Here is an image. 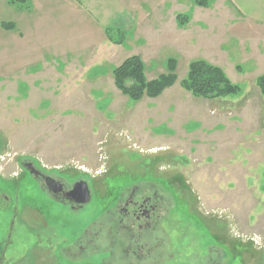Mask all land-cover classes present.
Wrapping results in <instances>:
<instances>
[{
  "label": "rangeland",
  "instance_id": "rangeland-1",
  "mask_svg": "<svg viewBox=\"0 0 264 264\" xmlns=\"http://www.w3.org/2000/svg\"><path fill=\"white\" fill-rule=\"evenodd\" d=\"M209 1L210 7L198 6L194 0H111L103 5L85 0L95 18H108L103 23L121 41L118 44L131 42V33L134 42L136 34L144 35L149 15L178 22L180 36L172 35L170 40L176 42L183 35L190 39L198 30V38L216 42L214 56L205 60L222 67L241 89L227 97L192 102L178 99L181 90L172 89L164 102L156 99L181 85L190 62L198 58L161 51L155 43L150 49L141 47L144 52L148 48L144 59L139 55L147 80L168 74L170 59L177 63L175 83L160 95L133 100L116 83L99 85L105 93H87L98 84H85L76 93L57 92V99L51 100L46 86L55 88L56 77L47 74L45 86L34 85L39 74L20 68L37 58L39 51L19 52L17 43L0 47V264H53L55 247L68 236L69 223H75L64 219L60 229L50 227L54 216L64 215V210L47 197L44 211L37 204L41 192L23 169L22 162L27 161L48 174H63L69 183L86 179L101 197L119 177L163 196L162 216L148 239L151 254L136 260L121 250V241V246L109 245L107 206L93 219L97 223L89 226L92 231L101 224L104 235L98 241L100 248L89 246L84 264H129L130 259L156 264L155 257L160 261L168 254L169 264H264V96L257 84L264 75V0ZM180 13L188 15L185 23L179 22ZM60 26L59 21L53 23L55 36L40 30L53 52L55 47L73 45ZM159 28L153 37L162 35ZM55 59L57 64L64 61L58 55ZM38 63L45 66L44 61ZM109 67H102L103 71ZM102 204L95 197L89 209ZM208 235L212 239L206 241Z\"/></svg>",
  "mask_w": 264,
  "mask_h": 264
},
{
  "label": "crops",
  "instance_id": "crops-1",
  "mask_svg": "<svg viewBox=\"0 0 264 264\" xmlns=\"http://www.w3.org/2000/svg\"><path fill=\"white\" fill-rule=\"evenodd\" d=\"M109 1L111 0H99L98 4L101 3V5H103V2L107 3ZM86 4L85 0H23L22 2L19 0H0V27L2 28L0 30V47L4 48L6 45L10 47L17 43V50L19 52L26 51L27 53H32L33 51H39L37 58L28 62L26 61L20 68L23 70L28 68L33 71L32 73L39 74L33 81L34 85L36 83H41L45 86L47 83L45 82L46 76L56 77L55 88L51 87L53 86L52 84L46 86L48 87L47 93L50 94L49 97L47 94L45 95L48 97L47 99H57L56 94L60 91L65 93H76L75 91L85 84H98L97 89L88 88L87 93H92L94 91L105 93V88L102 89L99 85L103 86L108 84L109 87H113L115 83L113 68L131 55H140L144 59V54H148L146 53L148 52V48L150 49L155 43V45L162 46L161 51L177 52L179 54L185 52V55H196V57L191 56L190 58L192 59L203 58L210 60L214 56L213 53L215 52H213V50L216 48V42L212 43L210 40L198 38V30H195L196 32L190 36V39H187L186 35H183L178 38L176 42L174 39L170 40V38H172L170 36L172 35L180 36V32H177V29L180 28L179 24H177L178 22H175L176 24L171 22L170 18H166L165 15H163V19H155L149 15V19H147V23H145L143 28L144 35H137L135 32V42L133 41L135 39L134 35L131 33L130 39L132 41L129 40L131 42L124 41L119 44L113 43L107 36V28H109V26L103 23L108 18H95V12L91 8H88ZM208 6L210 7L211 5ZM192 20L196 21L195 19ZM58 21L61 25L60 28L67 30L71 35L66 36L71 37L73 45L71 47H55L54 49L56 51L53 52L52 47L45 45L48 43L45 41V37L40 35V30H43L45 36H55L57 34L53 31L52 26L53 23H57ZM3 22H12L15 27L12 29H5L2 26ZM138 26L141 25L138 24ZM157 26L158 28L160 27L159 31H161L162 35L158 33L159 35L156 36L159 37H153L154 35L151 34L157 29ZM76 31L78 32L77 35L75 33ZM38 36L41 39L37 38ZM262 37L264 44V27ZM141 39L144 44L141 42ZM21 44H23V47H21ZM27 44H29V46H27ZM143 45L148 47L145 50L146 52L141 50ZM9 47L3 51V54L9 52ZM59 49L64 50L60 51ZM60 53H63V55H60ZM57 55L64 60L58 63L59 65L56 63L57 61L55 59ZM95 57H98L100 60H94ZM43 61L45 66L38 63ZM107 62L110 63L108 64L110 65L108 72L103 71L102 68L108 66ZM21 81H24L22 83H27L25 78H21ZM36 88L39 89L38 87ZM89 89H92V91ZM172 89L181 90V94L177 95L178 99L184 98L192 102L205 101L203 98L185 91L180 84L169 90L167 89L162 96L156 99L161 98V101L164 102L165 99L169 98L168 95H170ZM54 91H56V93ZM39 92L41 93L42 91L40 90ZM42 97L43 95H41V98Z\"/></svg>",
  "mask_w": 264,
  "mask_h": 264
},
{
  "label": "flooded vegetation",
  "instance_id": "flooded-vegetation-1",
  "mask_svg": "<svg viewBox=\"0 0 264 264\" xmlns=\"http://www.w3.org/2000/svg\"><path fill=\"white\" fill-rule=\"evenodd\" d=\"M22 166L27 173L26 175L34 178L41 192L37 198V204H39L42 210L44 211L45 197L52 204L58 205L64 210V215L54 216L55 224L50 223V227L56 230L60 229L59 224L64 219H66V222L69 220H74L75 222L73 225L69 223L68 236H66L60 245L55 247L54 254L52 255L53 264H84L89 246L93 245L94 248H100L98 241L104 235V227L100 224V227L90 231L89 226L97 223L93 219H96L100 215V209L103 211L107 206L110 218L109 245L115 246L116 243L117 246H121L119 244L121 241L122 244L124 243L121 250L128 256L135 257L136 260H140L151 254L153 248L149 246V235L152 234L155 226L159 223L158 219L162 216L163 196L159 195L158 191L152 192L149 188L142 187L137 183L127 184L125 178L119 177L113 185V189H110L108 194L101 197L96 195L94 184L86 179L81 178L78 181L75 180L69 183V179L63 174H48L33 162H22ZM162 180H164L165 186L177 197L178 195L170 188L167 180ZM79 181H86L88 184L90 189V199L88 202H79L78 196L71 193L75 184ZM147 185L153 187V183H148ZM95 197L99 198L103 204L97 210L89 209V204ZM185 209L186 206H184V213L182 214L183 219L186 218ZM188 217L190 218L191 216ZM90 220L94 222L92 223ZM164 223L165 221H162L163 230H166L164 232L168 235ZM168 228L170 227L168 226ZM116 233L119 234V237ZM211 239V235H208L206 241ZM146 246H149L151 250ZM224 246L230 251L228 246ZM109 248L108 252L112 253L114 248L110 246ZM104 254L102 253L101 256H104ZM168 255L165 259H160V261L155 257L156 264H169ZM129 264L137 263L130 259Z\"/></svg>",
  "mask_w": 264,
  "mask_h": 264
},
{
  "label": "trees",
  "instance_id": "trees-1",
  "mask_svg": "<svg viewBox=\"0 0 264 264\" xmlns=\"http://www.w3.org/2000/svg\"><path fill=\"white\" fill-rule=\"evenodd\" d=\"M19 1L22 2L23 0ZM194 2L200 6L210 5L209 0H194ZM177 18L180 23H185L188 15L180 13ZM2 26L5 29L15 27L12 22H3ZM107 36L115 43L121 42L114 37L111 30H107ZM176 66V59H170L168 74H163L153 80H147L142 58L139 55H133L114 69L115 83L121 91L133 100H138L145 94L156 97L175 83L177 79ZM257 84L264 96V75L258 78ZM181 85L192 94L209 99L227 97L241 92L240 87L231 81L222 67L205 59L190 62L189 71L181 81Z\"/></svg>",
  "mask_w": 264,
  "mask_h": 264
},
{
  "label": "water",
  "instance_id": "water-1",
  "mask_svg": "<svg viewBox=\"0 0 264 264\" xmlns=\"http://www.w3.org/2000/svg\"><path fill=\"white\" fill-rule=\"evenodd\" d=\"M71 193L76 194L78 201L82 203L88 202L90 199V189L86 181L77 182Z\"/></svg>",
  "mask_w": 264,
  "mask_h": 264
},
{
  "label": "bare ground",
  "instance_id": "bare-ground-1",
  "mask_svg": "<svg viewBox=\"0 0 264 264\" xmlns=\"http://www.w3.org/2000/svg\"><path fill=\"white\" fill-rule=\"evenodd\" d=\"M81 260V259H80Z\"/></svg>",
  "mask_w": 264,
  "mask_h": 264
}]
</instances>
